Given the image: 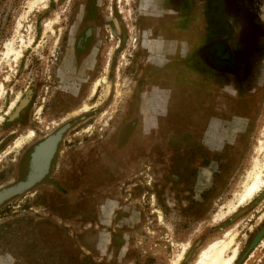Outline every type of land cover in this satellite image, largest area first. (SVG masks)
<instances>
[{"label": "rangeland", "instance_id": "1", "mask_svg": "<svg viewBox=\"0 0 264 264\" xmlns=\"http://www.w3.org/2000/svg\"><path fill=\"white\" fill-rule=\"evenodd\" d=\"M83 1L0 0V185L14 178L15 160L33 136L48 132L59 122H35L41 100L20 112L24 120L12 114L26 89L52 75L70 27L72 6ZM232 1L208 0L206 6V0H194L190 9L201 11L200 21L196 18L193 23L203 43L215 28L230 37L238 31L242 34L243 27L251 23L257 45L252 43L251 51L246 50L245 71L239 76L211 75L203 58L198 83L186 76L185 102L177 97L178 85L169 86L154 100L153 111L145 112L152 138H142V156L128 163L82 217L79 213L67 219L53 215L36 195L10 201L5 215H42L52 226L24 220L1 227L6 220L0 218V264H170L182 252L183 243H188V252L180 263L191 264L202 246L227 230L236 233L232 264H264V185L251 200L229 213L231 204H239L251 171L264 165V0H252L253 8L247 11L235 6L230 10ZM242 1L246 2L236 0V5ZM96 2L106 23L113 21L116 31L112 30V36L107 32L106 71L97 75L101 79H97L98 101L108 98V104L89 124L68 130L69 141L63 148H83L113 133L142 74L145 56L150 54L138 41L144 12L140 0ZM171 3L175 5L177 0ZM159 7L157 4L150 14L160 12ZM10 46L21 54L15 64L14 54L7 53ZM188 46L186 61L193 57V51L187 53ZM113 55H117L116 70L109 75L108 57ZM89 107L84 102L80 110ZM70 111L62 117L72 116Z\"/></svg>", "mask_w": 264, "mask_h": 264}, {"label": "flooded vegetation", "instance_id": "2", "mask_svg": "<svg viewBox=\"0 0 264 264\" xmlns=\"http://www.w3.org/2000/svg\"><path fill=\"white\" fill-rule=\"evenodd\" d=\"M158 1L140 0L144 12L140 18L138 41L143 50L147 49L150 54L145 56L147 60L142 74L126 102L116 128L107 139L93 140L92 145L75 150L69 146V149L63 148L68 130L89 124L99 114L100 108L108 104H105L108 98L98 101L101 94L100 82L94 93L89 94L97 79L101 80L97 75L106 71L107 32L112 36V30L114 33L116 31L112 27L113 21L106 23L107 19L96 0L73 4L70 27L62 49L55 57L52 75L38 79L35 88L26 89L12 114L15 118L24 120L20 112L37 106L41 100L37 107L39 110L35 112H38L35 122H59L48 132L41 131L33 136L15 160L14 178L0 185V218L6 220L1 227L13 226L17 221L24 220L45 222L46 226H52L42 215L35 218L5 215L9 202L25 195H36L35 199L44 204L51 214H60L66 219L73 217L75 213L82 217L90 212V204L98 203L101 198L97 196L120 177L129 162L142 156L145 146L142 138H152L151 129L146 125L145 112L148 114L153 111L152 107L156 105L154 102L169 86L178 85L177 97L180 95L184 101L187 95L184 84L192 79L194 83H198L200 78L197 73L201 74L200 63L203 58L213 72L211 75L222 72L227 76H239L240 71H245V64L248 65L249 60L245 54L251 51L250 44L257 45L250 22L243 27L245 30L242 34L238 31L237 35L232 33L230 37L218 33L215 28V32L207 35L206 40H209L203 43L201 32L193 23L196 18L200 21L201 11L195 13L190 9L194 0H177L175 5L171 3L172 0H160L162 4ZM206 1L205 5L208 6V0ZM251 1H242L238 6L236 0H233V5L229 4L228 8L231 10L235 6L238 7L237 10L247 11L253 8ZM157 4L162 10L156 15L150 14ZM214 6L216 7V3ZM206 10L210 8L207 7ZM211 10L214 11L212 8ZM254 31L258 32L255 28ZM243 38L247 41L244 42ZM187 44V53L191 54L193 51L190 61L185 58ZM205 50H208V55H204ZM112 57H108L111 59L107 63L109 75L116 70L117 55ZM187 75L190 76L188 80ZM46 82L49 84L46 85ZM226 85V88L229 87L230 82ZM84 102L90 107L82 111L80 108ZM75 110L80 111L73 114ZM69 111L72 116L62 117V114H68ZM74 204L77 206H68Z\"/></svg>", "mask_w": 264, "mask_h": 264}, {"label": "bare ground", "instance_id": "3", "mask_svg": "<svg viewBox=\"0 0 264 264\" xmlns=\"http://www.w3.org/2000/svg\"><path fill=\"white\" fill-rule=\"evenodd\" d=\"M41 1L46 2V0H41ZM51 23L52 22L50 20L46 24L47 26L50 27ZM7 53L8 55L14 54V58H13L14 64L18 61V59L21 56L20 51L15 50L12 46L8 48ZM20 144L21 142L18 141V145ZM259 146H261V139H258L257 147ZM251 172L253 173L249 175L251 176L250 182L246 184L243 192L239 194V198H238L239 204H235V205L231 204L229 208V213L235 210L238 207V205L240 204L243 205L244 203L251 200L262 189L264 185V180L262 179V175L264 173V165L258 164V167L252 170ZM235 235L236 233L232 232V230H227L223 233L221 237L214 238L213 240L207 242L204 246H202L199 249L198 253L196 254L191 264H232L236 256V250L233 245ZM187 247H188V243H183L182 252L179 253L177 259L175 261H172L170 264H181L180 262L182 258L184 257L185 253L188 252L186 251Z\"/></svg>", "mask_w": 264, "mask_h": 264}]
</instances>
